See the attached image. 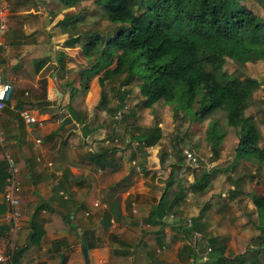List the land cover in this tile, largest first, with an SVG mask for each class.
Here are the masks:
<instances>
[{
	"label": "crops",
	"instance_id": "1",
	"mask_svg": "<svg viewBox=\"0 0 264 264\" xmlns=\"http://www.w3.org/2000/svg\"><path fill=\"white\" fill-rule=\"evenodd\" d=\"M8 1L9 24L0 62L2 77L11 82L13 91L0 114L4 133L0 160L5 162L9 155L18 168L21 219L15 233L10 232L5 220L9 212L3 197L5 184L0 185V255L7 256L10 248H21L28 240L32 214L41 202L44 207L35 216L39 243L30 247L22 264H84L82 245L87 248L88 264H227L219 259L222 254L230 260L228 264H260L251 258L253 251L261 249L257 256L262 257L264 252L258 244L260 232L252 224L258 216L252 195L264 194L241 187L240 181L230 185L238 191L230 197H250L251 212L239 218L243 224L237 228L239 232L234 229L230 233L223 224L217 231L208 226L211 217L205 210L211 201L196 213L181 212L187 194L161 218L148 220L169 189L172 170L168 169L163 181L167 171L161 167L158 153L162 137L144 147L132 136L152 126L139 121L144 114L130 109L121 117L122 109L118 113L110 110L117 106V99L108 98L107 107L99 105L102 88L98 76L90 80L88 89H84L81 70L74 78L76 64L70 61L71 53L81 45L79 40L67 44L69 37L79 35L73 22L67 24L73 16L82 15L84 3L66 7L62 0ZM66 17H70L68 22L60 25ZM95 19L88 14L76 23L79 27L85 21L90 25ZM135 92L139 94L138 88ZM23 109L32 112L35 123L24 122L19 114ZM115 118H121L120 122ZM160 130L163 136L164 129ZM37 139L41 143L36 146ZM26 160L34 167L36 187ZM6 165L7 170V161ZM249 167L257 169L258 165ZM254 180L264 189V178L249 183ZM194 218H199L202 227L186 234ZM248 225L258 235L254 233L251 244L244 248L231 249L242 245ZM212 247L224 249H214L209 263ZM235 255L242 257V262L232 260Z\"/></svg>",
	"mask_w": 264,
	"mask_h": 264
},
{
	"label": "trees",
	"instance_id": "2",
	"mask_svg": "<svg viewBox=\"0 0 264 264\" xmlns=\"http://www.w3.org/2000/svg\"><path fill=\"white\" fill-rule=\"evenodd\" d=\"M62 1L66 7L86 1L91 3L83 6L82 15L77 14L73 16L74 18L71 16L69 20L71 23L67 25L72 26L73 22V28L79 35L69 37L67 44L72 46L79 40L82 42L80 46L82 55L85 58L95 56L89 68L81 71L84 73V89H88L90 80L98 75L102 88L100 106L107 107L108 97L105 89L107 82L119 81L116 88L118 104L110 109L117 113L123 108L130 92L129 85L132 83H136L142 97L141 106L150 109L159 100L170 103L174 99L175 83L182 82L185 85V105L189 106L196 98L198 99V109L195 112L198 120L217 111L225 113L227 124L233 127L237 137L234 161L243 159L251 161L258 167L264 162V135L260 130V124L254 115H246L248 110L256 106L254 93L264 87V80L229 73L224 68L228 61L239 68L248 62L260 61L263 64L264 76V0H258L262 14L248 7L245 0ZM96 8L101 10L107 21L120 24L115 26L110 36L96 30L80 32L77 21L84 19L88 14L96 16L98 12ZM68 18L70 17L64 18L60 25L66 24ZM96 21L97 19L90 24L91 27L95 26ZM260 102L264 113V91ZM215 124L213 122L212 126L210 125L211 129L207 131L213 142L212 150H216L223 137L213 133ZM132 136L144 147H148L156 144L162 133L158 125L154 124L140 135ZM214 153L217 154L215 151ZM6 168V161L0 160V185L5 184ZM26 168L29 176L33 172L37 181L34 167L27 160ZM217 172L219 170L203 173L195 178L188 188L193 192L203 191L210 186ZM251 177H254V174H251ZM168 179L170 181L167 185L174 179L172 171ZM168 190V188L165 190L152 209L149 221L161 218L163 214L169 212L184 198L187 189L179 187L169 194ZM237 192L233 189L229 195L235 196ZM252 199L258 214L257 223L252 224L260 232L258 244L263 249L264 195L254 194ZM43 207L44 204L41 202L35 206L29 223L31 233L24 245L11 253L12 264H22V259L30 247L39 243L41 233L36 230L35 216ZM201 227L199 218H194L192 225L186 228V234ZM212 249V252H208L209 263L213 262L214 249L218 248ZM223 249L224 247H219L218 250ZM260 250L253 251L254 255L251 258L264 264V257L257 256ZM222 255L219 259L226 262L228 258ZM232 260L242 262V257L235 255ZM208 261L205 260L204 263Z\"/></svg>",
	"mask_w": 264,
	"mask_h": 264
},
{
	"label": "rangeland",
	"instance_id": "3",
	"mask_svg": "<svg viewBox=\"0 0 264 264\" xmlns=\"http://www.w3.org/2000/svg\"><path fill=\"white\" fill-rule=\"evenodd\" d=\"M84 3V4H83ZM88 1L82 2L84 6H88ZM245 3L258 14H262V7L258 0H245ZM91 4V3H90ZM98 10L96 14V23L94 27L86 24L87 22H81V31L96 30V32L104 35H111L115 26L120 25L117 23L112 24L107 21L101 14V10ZM82 36V35H80ZM82 45V42H80ZM70 61L76 64L74 78L77 76L78 70L89 68V65L93 62L94 57L85 58L81 50L73 51L71 53ZM1 64V62H0ZM224 68L229 73H236L241 76H251L257 78L259 81L264 80L263 76V64L262 62H248L244 66L239 68L231 61H228ZM241 71V74H240ZM98 76V75H96ZM119 86V81L114 80L107 82L105 89L109 92L107 97L110 99L115 98L116 88ZM129 96L126 97L125 104L123 106L122 117L125 116L128 110L136 111L137 114L143 115V119L139 121L150 122L152 125L161 124L164 129L162 140L160 141L159 154L161 155V167L164 168L166 181L169 173L168 169L173 172V181L168 185L169 192L176 191L179 187H185L187 200L181 206L183 211L196 213V209L201 210L204 205L210 202L209 208L205 210V213L211 217L208 226L213 230L222 224L229 228L228 232H235L240 224L239 218L243 219L245 215L250 216L251 208L248 203H251L249 198L233 199L230 197V191L233 190L230 185L235 181H240L241 187H247L249 190H255L257 193L264 194L262 185L255 182L251 183L253 179L261 181L264 178V162L259 167H254L250 170L249 161L247 164L243 163V159L234 161V148L237 143V137L234 133L233 127L227 124L225 113L223 111L214 112L212 115L198 120L195 112L198 109V99L196 98L189 106L185 105V85L182 82L175 83L174 99L170 103H166L163 100H159L150 109H144L140 102L142 97L135 92L137 89L136 83L129 85ZM264 87H261L255 91V107H252L246 112V115H254L257 117V123L260 124V130L264 133V113L262 109ZM262 112V113H261ZM120 116V115H119ZM118 116V117H119ZM121 118H115L120 122ZM215 122L214 134L222 135V140L219 142L216 150H212V139L209 138L207 131H209L210 125ZM211 123V124H210ZM262 124V125H261ZM159 127V126H158ZM160 127V128H161ZM211 129V128H210ZM226 139L225 143L223 142ZM228 140V141H227ZM215 152L217 154L215 155ZM181 157V158H180ZM241 162V163H240ZM244 164V165H242ZM255 164L252 163V166ZM212 170H219L216 177L212 180L210 186L201 192H193L188 186L197 177H200L203 173ZM254 171V173H251ZM244 174L245 176H240ZM254 174V177H250ZM249 183V184H248ZM165 185V184H164ZM162 186L161 188H163ZM184 189V188H183ZM219 210V212H217ZM216 212V213H215ZM246 235L242 237L243 243L240 247H232L231 249L244 248L245 245L251 244V237L254 233H258L251 225L244 227ZM258 235V234H257ZM256 235V236H257ZM255 244V243H253ZM233 249V250H234ZM264 257V252L261 251ZM230 260H227V264ZM247 264V263H245Z\"/></svg>",
	"mask_w": 264,
	"mask_h": 264
},
{
	"label": "built area",
	"instance_id": "4",
	"mask_svg": "<svg viewBox=\"0 0 264 264\" xmlns=\"http://www.w3.org/2000/svg\"><path fill=\"white\" fill-rule=\"evenodd\" d=\"M9 1L8 0H0V47L2 44V39L8 31L9 24ZM13 91V86L11 82L5 81L2 77L1 73V64H0V114L2 110L5 108L6 103L10 100L11 94ZM21 118L28 125H31L36 122V117L32 114V112L28 109H23L19 112ZM41 143L40 139L35 141V145ZM4 144V133L0 129V148L3 147ZM5 159L8 164V177L5 182L3 197L8 203L9 212L7 213L5 220L8 221L10 226V232L15 233L16 228L21 219V213L19 211V197L21 192V182L18 177V168L15 165V162L9 155H5ZM50 165V164H49ZM95 206L99 205L98 201L94 202ZM13 249L10 248L8 251V255H0V262L6 264H12L11 262V253Z\"/></svg>",
	"mask_w": 264,
	"mask_h": 264
},
{
	"label": "water",
	"instance_id": "5",
	"mask_svg": "<svg viewBox=\"0 0 264 264\" xmlns=\"http://www.w3.org/2000/svg\"><path fill=\"white\" fill-rule=\"evenodd\" d=\"M32 177H33V174H32ZM32 183H33L34 187H36V182L34 179L32 180ZM82 251H83L84 260H85L84 264H88L87 248L83 245H82Z\"/></svg>",
	"mask_w": 264,
	"mask_h": 264
}]
</instances>
